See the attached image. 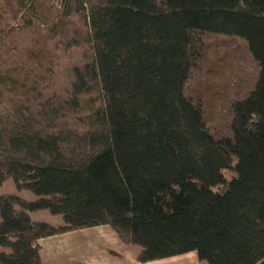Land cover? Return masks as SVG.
<instances>
[{
    "label": "trees",
    "instance_id": "obj_1",
    "mask_svg": "<svg viewBox=\"0 0 264 264\" xmlns=\"http://www.w3.org/2000/svg\"><path fill=\"white\" fill-rule=\"evenodd\" d=\"M8 178L37 198L0 193V264L97 225L142 263L264 264V0H0Z\"/></svg>",
    "mask_w": 264,
    "mask_h": 264
},
{
    "label": "crops",
    "instance_id": "obj_2",
    "mask_svg": "<svg viewBox=\"0 0 264 264\" xmlns=\"http://www.w3.org/2000/svg\"><path fill=\"white\" fill-rule=\"evenodd\" d=\"M71 243L65 254L48 255L47 251L61 247L58 243ZM40 257L43 264H206L195 252H186L147 262H139V250L121 241L108 225H97L64 232L40 239Z\"/></svg>",
    "mask_w": 264,
    "mask_h": 264
},
{
    "label": "rangeland",
    "instance_id": "obj_3",
    "mask_svg": "<svg viewBox=\"0 0 264 264\" xmlns=\"http://www.w3.org/2000/svg\"><path fill=\"white\" fill-rule=\"evenodd\" d=\"M0 193L15 194V195H17V196H19L25 200H28V201H32V200H35L37 198L36 195L29 190L17 189L15 187V184H14L12 178H8L0 184ZM29 215L33 220L45 221V222H48V223L53 224L55 226L61 225L63 223L61 215L52 214L46 209H39L36 211H30ZM58 245H60L61 247L57 246L56 248H54L50 251H47V254L50 256L51 255L58 256L61 254H65V252L68 251V248L72 247L71 243H69V245H68L65 241L62 243H58ZM129 245H133L135 247V249L139 248V246L136 244H129Z\"/></svg>",
    "mask_w": 264,
    "mask_h": 264
}]
</instances>
